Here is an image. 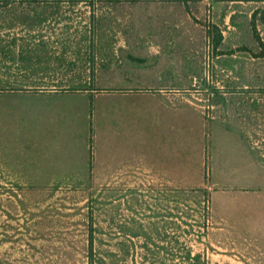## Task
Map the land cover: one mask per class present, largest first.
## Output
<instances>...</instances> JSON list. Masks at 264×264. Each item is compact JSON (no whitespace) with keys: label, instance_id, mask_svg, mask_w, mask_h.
Instances as JSON below:
<instances>
[{"label":"rangeland","instance_id":"374dc122","mask_svg":"<svg viewBox=\"0 0 264 264\" xmlns=\"http://www.w3.org/2000/svg\"><path fill=\"white\" fill-rule=\"evenodd\" d=\"M232 1L0 0V82L90 77L98 88L180 89L208 124L235 113L264 123V10L260 0ZM245 68L254 78L235 79ZM117 77L132 81H103ZM32 107L4 116L5 126L21 128H8L6 137H46L48 129L38 135L30 128L40 125ZM138 121L144 142L153 118L141 113ZM3 144L24 158L41 147L53 152L58 142ZM66 150L61 155L72 157L74 149ZM211 152L205 178L187 188L147 177L0 178V264H224L215 257L211 200L196 188L211 182Z\"/></svg>","mask_w":264,"mask_h":264},{"label":"crops","instance_id":"0c3cea01","mask_svg":"<svg viewBox=\"0 0 264 264\" xmlns=\"http://www.w3.org/2000/svg\"><path fill=\"white\" fill-rule=\"evenodd\" d=\"M257 3L264 10V0ZM236 4L229 11V28L232 20L236 21ZM179 33L181 30H176V34ZM154 34L162 33L155 30ZM154 40L151 44L165 43L174 47L189 42ZM237 75L235 79L239 77L243 82L254 78L246 68ZM62 78L26 76L0 82V178L147 177L187 188L188 180L205 178L209 147H212L211 182H200L196 188L211 200L212 237L218 249L215 257L220 261L223 258L224 264H264L263 122L251 124L235 113L229 116L228 122L216 120L208 124L201 106L190 101L188 93L180 89L98 88L92 86L90 77L89 82L81 78L72 81ZM117 78L103 81H132ZM257 94L263 97L262 93ZM240 105L246 109L247 104ZM28 106H33L40 122L30 127L35 130L33 133L41 135L40 129H48L53 135H48L47 130L43 131L46 137L4 135L8 128L21 134L20 127L12 129L7 121V126L4 125V116ZM141 113L153 118L147 125L149 133L144 142L138 121ZM151 129L160 135H154ZM44 140L58 142L53 152L41 147L37 154L24 158L10 152L11 145L3 144L18 143L19 147H26L23 143L31 145ZM72 148V157L61 155Z\"/></svg>","mask_w":264,"mask_h":264},{"label":"trees","instance_id":"16d2710c","mask_svg":"<svg viewBox=\"0 0 264 264\" xmlns=\"http://www.w3.org/2000/svg\"><path fill=\"white\" fill-rule=\"evenodd\" d=\"M140 61H142V60H140Z\"/></svg>","mask_w":264,"mask_h":264}]
</instances>
